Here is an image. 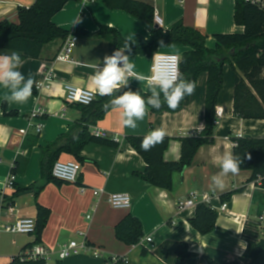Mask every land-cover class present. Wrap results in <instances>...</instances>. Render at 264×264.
<instances>
[{"label": "crops", "instance_id": "crops-1", "mask_svg": "<svg viewBox=\"0 0 264 264\" xmlns=\"http://www.w3.org/2000/svg\"><path fill=\"white\" fill-rule=\"evenodd\" d=\"M154 7L161 18L159 27L170 29L177 22L199 30L209 36L208 46L215 47L213 36L219 33H242L244 28L235 22L236 0H138ZM36 0H0V22H18L21 7H30ZM53 22L78 37L71 61L57 60L67 38H57L47 44L38 59H25L20 71L34 81L32 96L24 104L7 103L8 90L0 87V264H11L22 250L35 243L34 234H13L5 230L20 218H35L37 203L51 210V217L43 232V246L49 253V264H108L107 260L122 257L127 264H176V250L181 242L190 246V257L184 264H207L204 256L218 264H248L244 258L247 236L258 235L264 229V189L261 179L250 181L251 171H239L223 177V188L212 191L211 177L220 172L214 158L226 151L233 153L231 138L253 136L264 138V120H245L234 114L236 72L225 65L224 87L217 108L223 110L216 125L215 143L202 146L191 166L173 174V189L168 191L153 186L139 175L147 167L144 159L127 141L129 136H146L156 128H163L165 137L171 138L164 154L165 162H179L182 154L181 139L200 133L205 127V99L208 74L202 73L193 94L183 108L171 113L153 112L151 108L136 128L125 127L120 109H110L103 119L90 130L107 132L110 139H118L119 146L89 143L82 151L79 162L73 155L62 154L59 161H78L82 168L76 183H47L39 192L21 191L31 186H43V149L69 132L77 134L86 126L84 108L66 100L65 86L70 84L96 92L91 77L103 66L105 55L117 49L114 37L104 33V28L117 31L125 40L141 37L152 38L149 29L137 18L109 9L100 0L72 1L54 16ZM157 25V22L155 20ZM189 47H163L151 55L129 54L138 75L151 76L154 55L157 52L182 55ZM0 54H11L0 51ZM51 78L46 82V76ZM41 84V85H40ZM43 84V85H42ZM127 87L148 93L146 81L129 80ZM42 114L33 117V113ZM42 124V130L38 126ZM63 142V141H62ZM28 158L24 169L16 173L12 188L6 183L12 175L16 160ZM23 163V162H22ZM245 187L236 194L228 206L222 195ZM103 189L105 194L96 197L93 190ZM15 198L11 212L4 198ZM128 194L132 206L128 209L114 208L108 201L110 195ZM193 199L195 205L179 210V202ZM2 201V202H1ZM208 203L219 213L213 232L202 235L192 227L200 203ZM140 220L144 243L127 245L116 238V226L127 215ZM90 216V218H87ZM246 230V231H245ZM248 233V234H247ZM147 238H152L148 243ZM261 239H264L262 237ZM86 242L91 249L61 260V248L72 242ZM36 246V245H35ZM146 250V252H144ZM95 251L99 252L98 256Z\"/></svg>", "mask_w": 264, "mask_h": 264}, {"label": "trees", "instance_id": "trees-1", "mask_svg": "<svg viewBox=\"0 0 264 264\" xmlns=\"http://www.w3.org/2000/svg\"><path fill=\"white\" fill-rule=\"evenodd\" d=\"M72 1L80 0H36L30 7H21L18 13V22L3 20L0 22V51L12 53L17 51L25 59H38L43 48L57 38H67L68 32L59 28L53 18ZM111 10L124 11L139 19L151 32L150 40L141 37L130 41L131 52L129 54L151 55L163 47L185 46L190 50L183 53L181 61V74L185 79L195 81L202 73L208 74L205 99V127L195 135L181 139L182 154L179 162H165L164 154L169 148L171 138L165 137L150 151L141 149V141L145 136H129L128 143L144 159L147 164L144 173L139 176L146 182L168 191L173 189V174L183 172L191 166L197 151L204 145L215 143L216 108L219 96L224 87L225 65H230L236 72V86L234 96V114L245 120H264V9L246 0L235 2V22L244 28L242 33L215 34V47L208 46L209 36L197 29L185 26L181 21L170 29L157 27L155 23V9L146 2L138 0H100ZM104 33L114 37L117 48H122L125 39L114 29L104 28ZM139 91L147 97L150 92L144 93L131 87L121 91ZM117 95L119 93H116ZM190 96H186L176 109H169L166 105L153 112L168 111L176 113L180 111ZM112 97L100 95L89 106L78 104L84 108V126L77 134L69 132L61 139L48 144L43 149L42 175L45 183L43 186H31L21 191H34L38 197L39 192L47 183L63 185L64 182L53 176V167L59 161L62 154L73 155L79 162L83 160L81 153L89 143L105 146H119V143L110 138L94 136L90 130L93 125L105 116L112 108L105 109L104 105ZM63 141V142H62ZM233 154L242 161L239 171H251L250 181L261 179L259 187L264 189V138L253 136H241L231 138ZM251 157L250 159L248 157ZM28 158L19 157L16 160L12 175L27 164ZM23 162V163H22ZM245 187L236 189L222 195L223 202L230 201L236 194L243 193ZM4 198L7 206L15 207V198ZM1 205V204H0ZM35 243L26 246L22 252L15 256L11 264H49L48 261L26 260L27 251L42 242L43 232L51 217L50 208L37 203ZM219 213L208 203H200L196 214L190 223L193 228L202 235L214 231ZM116 238L127 245H138L144 237L143 227L139 219L132 214L127 215L116 226ZM246 231V230H245ZM248 234V233H247ZM247 248L244 258L248 264H264V239H258V235L250 232L247 236ZM146 252V250H144ZM177 263L184 264L190 257V246L181 242L176 250ZM120 257H117L119 259ZM25 259V260H24ZM203 262L218 264L204 256ZM108 264H126L122 260H107ZM56 264H61L57 262ZM230 264H239L232 262Z\"/></svg>", "mask_w": 264, "mask_h": 264}, {"label": "clouds", "instance_id": "clouds-1", "mask_svg": "<svg viewBox=\"0 0 264 264\" xmlns=\"http://www.w3.org/2000/svg\"><path fill=\"white\" fill-rule=\"evenodd\" d=\"M131 39L129 37L124 46L115 49L111 55H105L102 67L93 65L96 71L91 79L98 95L112 97L104 108L120 109L124 126L134 129L137 127V121L143 120L147 115L149 108L159 110L166 105L169 109H176L186 96L193 94L196 83L185 79L179 72L178 65L165 66L152 76L138 75L130 55L126 54L131 52ZM23 63L21 54L17 51L10 55L0 54V87L8 90L4 97L7 103L24 104L32 96L34 81L31 77L26 78L20 71ZM130 78L139 82L146 81L150 95L145 97L139 91L131 89L121 91L127 88ZM165 136L163 128L151 130L141 141V149L150 151L161 143ZM214 162L218 164L220 172L211 177L212 191L223 188V177L237 174L242 163L231 151L214 158Z\"/></svg>", "mask_w": 264, "mask_h": 264}, {"label": "built area", "instance_id": "built-area-1", "mask_svg": "<svg viewBox=\"0 0 264 264\" xmlns=\"http://www.w3.org/2000/svg\"><path fill=\"white\" fill-rule=\"evenodd\" d=\"M80 1H86V0H80ZM246 1L264 9V0H246ZM155 20L157 24L159 25L161 24V18L159 17L158 14L155 15ZM77 41H78V37L74 33H72L68 37L63 48L58 54L57 60L71 61L72 53L76 47ZM181 61H182V56L179 54L157 52L154 55V63L152 66L151 76L155 74L157 71L162 70L165 66H172V65H178L179 72L181 73ZM50 78L51 76L47 75L46 82L49 81ZM65 95L68 103L80 104L84 106L91 105L97 99L96 92L89 89L79 88L70 84L65 86ZM42 113H43L42 110L39 109L35 111L32 116L37 117L40 116ZM222 114H223L222 109L216 110V125L219 123ZM41 130H42V124L38 126V131ZM92 134L94 136L101 138H110L107 132L98 129H93ZM114 141L118 142V139L114 138ZM81 168L82 166L78 161H58L55 163L53 167V176L64 183H76L78 181ZM15 180H16V176L11 175L6 183V187L12 188L15 184ZM93 194L96 197H102L105 194V191L103 189L100 190L94 189ZM108 201L114 208L117 209H128L132 206L131 196L124 193L110 195ZM194 205H195V201L193 199L181 201L178 204L179 210L181 211L189 207H192ZM227 206L228 203L225 202L222 205V209L223 210L226 209ZM9 210L12 212L14 210V206H10ZM87 218H90V216H88ZM5 230L13 234L32 235L35 233L36 230V219L28 218V217L20 218L14 225L7 226ZM146 241L148 243H151L152 238H147ZM140 243L143 244L144 240L142 239ZM81 250L91 251V249L87 246L86 242L79 244L77 241H72L61 248L59 257L61 260H64L73 255L78 254ZM95 254L98 256L99 252L95 251ZM26 257H27L25 258L26 260H32V261L50 260L48 251L41 245H36L33 248H31V250H28ZM113 260L114 261L122 260L127 264V260L122 257H120L119 259L115 257L113 258Z\"/></svg>", "mask_w": 264, "mask_h": 264}, {"label": "rangeland", "instance_id": "rangeland-1", "mask_svg": "<svg viewBox=\"0 0 264 264\" xmlns=\"http://www.w3.org/2000/svg\"><path fill=\"white\" fill-rule=\"evenodd\" d=\"M264 225V222H263ZM262 237H264V229H262V231L260 232V238L258 237V239H261Z\"/></svg>", "mask_w": 264, "mask_h": 264}, {"label": "water", "instance_id": "water-1", "mask_svg": "<svg viewBox=\"0 0 264 264\" xmlns=\"http://www.w3.org/2000/svg\"><path fill=\"white\" fill-rule=\"evenodd\" d=\"M156 26H157V27H159V25H158V24H157Z\"/></svg>", "mask_w": 264, "mask_h": 264}]
</instances>
